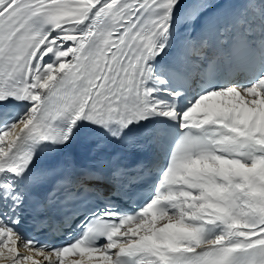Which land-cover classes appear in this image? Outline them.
<instances>
[{
	"label": "snow or ice",
	"instance_id": "snow-or-ice-1",
	"mask_svg": "<svg viewBox=\"0 0 264 264\" xmlns=\"http://www.w3.org/2000/svg\"><path fill=\"white\" fill-rule=\"evenodd\" d=\"M0 264H264V0H0Z\"/></svg>",
	"mask_w": 264,
	"mask_h": 264
},
{
	"label": "bare ground",
	"instance_id": "bare-ground-1",
	"mask_svg": "<svg viewBox=\"0 0 264 264\" xmlns=\"http://www.w3.org/2000/svg\"><path fill=\"white\" fill-rule=\"evenodd\" d=\"M160 162L162 163V160ZM19 251L23 253L25 251V249L23 247H20ZM36 258L41 259V257H39V256H37Z\"/></svg>",
	"mask_w": 264,
	"mask_h": 264
}]
</instances>
